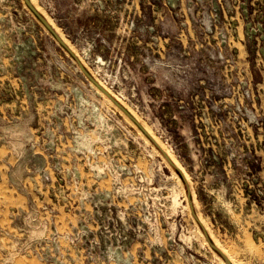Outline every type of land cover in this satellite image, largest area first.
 Listing matches in <instances>:
<instances>
[{
	"label": "rangeland",
	"instance_id": "1",
	"mask_svg": "<svg viewBox=\"0 0 264 264\" xmlns=\"http://www.w3.org/2000/svg\"><path fill=\"white\" fill-rule=\"evenodd\" d=\"M183 165L233 264H264V0H32ZM0 264H225L178 172L21 0H0Z\"/></svg>",
	"mask_w": 264,
	"mask_h": 264
},
{
	"label": "water",
	"instance_id": "2",
	"mask_svg": "<svg viewBox=\"0 0 264 264\" xmlns=\"http://www.w3.org/2000/svg\"><path fill=\"white\" fill-rule=\"evenodd\" d=\"M26 7V9L35 17V19L42 25V27L47 31V33L55 40V42L64 50V52L70 57L72 62L78 71L87 79V81L104 97H106L120 112H122L125 117L142 133L146 140L154 147V149L161 154V156L170 162V164L178 172L179 177L182 182V189L184 200L189 209V212L198 226L200 233L202 234L205 242L209 248L215 252L219 257L223 259L225 264H233V262L212 240L202 221L200 220L194 204L192 202L189 187L187 174L180 163V161L168 150L164 149L154 138V136L149 132V130L142 124L140 121L108 90H106L89 72L85 65L81 62L80 58L68 45V43L62 38V36L56 31L53 25L46 19V17L36 8L31 0H21Z\"/></svg>",
	"mask_w": 264,
	"mask_h": 264
},
{
	"label": "bare ground",
	"instance_id": "3",
	"mask_svg": "<svg viewBox=\"0 0 264 264\" xmlns=\"http://www.w3.org/2000/svg\"><path fill=\"white\" fill-rule=\"evenodd\" d=\"M32 1V0H31ZM32 3L34 4V2L32 1ZM105 88V87H104ZM106 89V88H105Z\"/></svg>",
	"mask_w": 264,
	"mask_h": 264
}]
</instances>
